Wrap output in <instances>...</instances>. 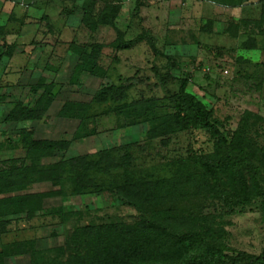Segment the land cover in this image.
I'll use <instances>...</instances> for the list:
<instances>
[{"label":"rangeland","instance_id":"obj_1","mask_svg":"<svg viewBox=\"0 0 264 264\" xmlns=\"http://www.w3.org/2000/svg\"><path fill=\"white\" fill-rule=\"evenodd\" d=\"M72 1L0 0V26L5 31L0 44L14 45L12 57H0V88L6 96L0 100V166L4 165L2 156L21 154L19 148H8L9 141L18 140L21 129L32 131L36 138L67 137L78 119L58 115L63 100L88 99L102 85L126 78L131 83L129 100L154 98L157 112L172 109L173 95L183 84L185 91L212 111L226 132L244 131L258 149H264V35L257 29L252 31V25H244L241 19L234 20L237 12L227 13L224 5L211 0H121L116 27L124 40L143 38L128 48L105 45L99 59L105 76L83 72L79 84L69 85L70 43L90 39L109 43L116 38L109 26L89 32L79 21L80 8L69 12ZM259 13L256 6L248 15L254 18ZM209 18L215 20L213 31H201L199 26ZM230 23L236 27L229 25L226 31ZM146 35L152 37L154 48ZM247 36L254 40L255 48L240 46ZM41 76L46 82L55 81L53 92L58 93L45 116L28 122L6 121L4 116L16 101L27 104L35 97L31 86ZM104 108V104L94 105L91 112L96 115L88 125L95 131L74 139L63 152L65 157L80 155L96 160L101 150H110L116 158L126 152L130 155L129 178L154 179L169 176L174 159L213 149V139L201 129L180 131L163 141L147 140V123L120 126L121 117L101 113ZM118 169L110 173L90 169L95 185L84 194H73L67 175L63 194L45 199V208H56L53 213L37 212L30 218L23 213L0 215L1 221H7L6 231L0 233L1 264H30L32 247L62 244L74 224L138 217L137 210L104 188L121 181ZM50 188L49 183H37L30 191ZM194 209L195 219L186 229L221 252H264V196L231 207L209 198L195 204ZM64 214L68 219L62 218ZM18 244L26 253L14 252ZM217 264L232 263L224 258Z\"/></svg>","mask_w":264,"mask_h":264},{"label":"trees","instance_id":"obj_2","mask_svg":"<svg viewBox=\"0 0 264 264\" xmlns=\"http://www.w3.org/2000/svg\"><path fill=\"white\" fill-rule=\"evenodd\" d=\"M224 6H236L243 0H211ZM72 7L80 8V23L91 33L100 26L112 27L115 40L104 43L87 40L70 43L72 56L71 70L67 83L77 85L80 75L85 72L104 77L105 71L99 65L102 49L112 45L116 49L128 48L137 39L124 40L115 20L121 9V0H78ZM215 20L207 19L199 26L203 32H212ZM244 25H252L264 35V3L259 16L242 19ZM229 25L226 27L228 31ZM5 33L0 26V35ZM231 34H235L232 33ZM236 35V34H235ZM147 42L154 48L150 35ZM244 49L255 48L252 38H245ZM14 45L2 42L0 57L10 58ZM55 81L46 82L39 77L31 86L35 97L27 104L16 101L4 119L9 122L41 119L58 93L53 92ZM128 78L118 83L104 84L88 99L63 100L58 115L78 119L75 130L67 137L36 138L33 132L21 129L16 142L9 141L8 148H19L21 154L3 158L0 166V215L23 213L30 218L37 212L53 213L54 207L45 208V199L62 195V186L70 178L73 194H84L94 187L90 169L100 172L120 169V182H113L104 188L114 194L123 204L139 212L131 220L89 221L74 224L64 235L62 244L46 249L29 250L30 264H217L228 259L232 264H264V252L252 255L237 252L227 255L202 237L186 229L195 219V204L204 199H216L224 207L249 202L258 195L264 196V149H258L244 131L235 130L229 134L221 127L212 111L193 94L185 91L184 85L173 95V107L169 111L157 112L154 98L130 99ZM6 98L1 92L0 100ZM104 104L101 113H112L121 117L120 126L134 125L140 121L147 123V140H167L171 135L189 129H201L213 139L210 152H193L187 157L174 159L169 176L154 179L129 178L130 155L124 152L114 157L110 150L98 152L96 160H86L85 156L65 157L71 142L93 133L88 120L95 117L91 112L94 105ZM11 150V149H10ZM118 169V170H119ZM68 175V176H67ZM49 183L51 188L30 191L37 183ZM68 214L63 219H68ZM7 221L0 220V233L6 231ZM15 253H26L18 244ZM1 255V252H0ZM1 264V261H0Z\"/></svg>","mask_w":264,"mask_h":264},{"label":"crops","instance_id":"obj_3","mask_svg":"<svg viewBox=\"0 0 264 264\" xmlns=\"http://www.w3.org/2000/svg\"><path fill=\"white\" fill-rule=\"evenodd\" d=\"M256 6H261V0H243L239 5L236 6H225L227 9V13H231V12H237L239 15L234 17V20H238V19H249V11L250 8H256ZM236 9V10H235ZM258 15H256L254 18L258 17ZM13 56V55H12ZM11 56V57H12Z\"/></svg>","mask_w":264,"mask_h":264},{"label":"built area","instance_id":"obj_4","mask_svg":"<svg viewBox=\"0 0 264 264\" xmlns=\"http://www.w3.org/2000/svg\"><path fill=\"white\" fill-rule=\"evenodd\" d=\"M208 69V68H207ZM224 72L226 73L227 72V70H224Z\"/></svg>","mask_w":264,"mask_h":264}]
</instances>
